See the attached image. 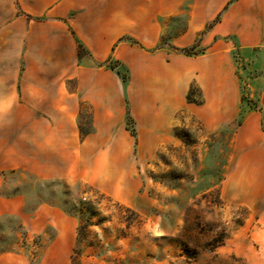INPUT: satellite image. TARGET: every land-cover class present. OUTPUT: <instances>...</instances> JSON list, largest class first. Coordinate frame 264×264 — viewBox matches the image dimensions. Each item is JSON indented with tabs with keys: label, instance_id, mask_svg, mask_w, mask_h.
<instances>
[{
	"label": "crops",
	"instance_id": "1",
	"mask_svg": "<svg viewBox=\"0 0 264 264\" xmlns=\"http://www.w3.org/2000/svg\"><path fill=\"white\" fill-rule=\"evenodd\" d=\"M193 86L200 104L188 102ZM180 114L231 127L221 195L264 224V0H0L1 174L124 201ZM15 201L0 193V214L64 213Z\"/></svg>",
	"mask_w": 264,
	"mask_h": 264
},
{
	"label": "rangeland",
	"instance_id": "2",
	"mask_svg": "<svg viewBox=\"0 0 264 264\" xmlns=\"http://www.w3.org/2000/svg\"><path fill=\"white\" fill-rule=\"evenodd\" d=\"M108 66L128 79L118 62ZM187 99L200 104L199 89L193 86ZM127 124L134 128L131 119ZM231 131H208L180 114L175 141L146 155L135 192L124 201L83 183L34 182L22 169L0 173L1 196L15 198L16 209L45 204L64 212L61 219L45 212L0 214V256L23 264H264V224L221 195Z\"/></svg>",
	"mask_w": 264,
	"mask_h": 264
},
{
	"label": "trees",
	"instance_id": "3",
	"mask_svg": "<svg viewBox=\"0 0 264 264\" xmlns=\"http://www.w3.org/2000/svg\"><path fill=\"white\" fill-rule=\"evenodd\" d=\"M193 50H194L193 48L185 49V50H182V52L185 53L186 55H191V54H194ZM82 53H83V50L81 49V47H79V55ZM110 67L113 68L112 66H110ZM123 80H124V78H123ZM130 131L133 134V129H131Z\"/></svg>",
	"mask_w": 264,
	"mask_h": 264
}]
</instances>
